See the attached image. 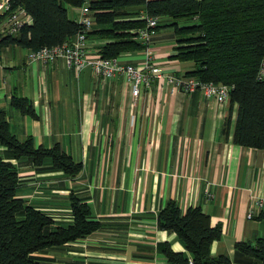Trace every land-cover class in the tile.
I'll return each mask as SVG.
<instances>
[{
  "label": "crops",
  "instance_id": "crops-1",
  "mask_svg": "<svg viewBox=\"0 0 264 264\" xmlns=\"http://www.w3.org/2000/svg\"><path fill=\"white\" fill-rule=\"evenodd\" d=\"M77 8L68 7L70 18H77ZM184 37L173 26L156 29L149 46L153 64L178 74L192 70V61L174 57ZM105 42L88 37L86 55L100 56ZM29 51L0 46V108L9 129L20 140L32 137L35 146L59 143L82 169L72 177L54 170L49 158L40 167L13 160L17 195L62 227L73 223L74 195L100 222L85 237L34 255L47 264H169L163 244L185 252L174 232L157 226L159 211L172 200L182 212L199 207L212 226L220 225L212 254L240 264L235 243L264 237L259 212L246 216L252 195L264 197V149L232 141L237 104L228 100L219 110L197 91L157 79L133 96L121 75L104 80L89 66L75 73L62 58L30 62ZM142 58L143 49L119 57L123 64ZM13 95L30 99L36 117L14 108Z\"/></svg>",
  "mask_w": 264,
  "mask_h": 264
},
{
  "label": "trees",
  "instance_id": "trees-1",
  "mask_svg": "<svg viewBox=\"0 0 264 264\" xmlns=\"http://www.w3.org/2000/svg\"><path fill=\"white\" fill-rule=\"evenodd\" d=\"M31 17L16 34H0V46L17 44L36 50L70 41L80 24L68 16V7L82 6L85 0H10ZM93 25L87 38L105 39L100 56L116 57L143 49L132 30L145 25V15L159 16L158 24L173 26L181 46L175 58L192 61L185 72L203 81L231 85L229 104H237L232 141L242 146L264 149V78L257 72L264 58V0H88ZM2 17V16H1ZM185 21L187 24H180ZM163 23V21H162ZM11 105L23 114L36 117L30 99L13 95ZM0 264H47L34 253L75 241L99 228L90 206L70 195L73 223L56 226L51 216L17 195L18 172L13 160H28L34 166L50 159L54 170L75 176L82 163L65 153L60 144L35 146L32 137L18 139L9 129L7 114L0 108ZM264 218V211L259 216ZM161 230L174 232L185 252L163 244L169 264H231L227 254L214 255L213 241L221 238L220 225L199 207L182 212L174 201L157 215ZM235 253L240 264H264V237L238 241Z\"/></svg>",
  "mask_w": 264,
  "mask_h": 264
},
{
  "label": "built area",
  "instance_id": "built-area-1",
  "mask_svg": "<svg viewBox=\"0 0 264 264\" xmlns=\"http://www.w3.org/2000/svg\"><path fill=\"white\" fill-rule=\"evenodd\" d=\"M77 10L78 16L75 20L80 24V29L74 37L58 45L42 46L36 50H30L27 53L28 61L49 62L62 58L75 73L89 66L95 76L104 80L121 75L126 84L131 87L133 96H137L142 88H149L152 81L157 79L186 93L197 91L201 96L212 100L219 110L228 102L231 85L199 80L196 77L178 74L153 64L149 49L151 36L155 33L158 24L166 22L159 16L145 15V25L132 30L135 33L134 38L144 46L143 58L135 64H123L119 59L121 54L111 58L86 55L87 34L91 31L94 22L93 11L88 7V0H85ZM0 15L3 16L0 26L2 35L16 34L24 24L30 21V15L19 6L12 8L10 0H0ZM257 77L264 78V58L260 62ZM262 211H264V197L253 194L252 204L246 214L247 218H252L257 212L260 214Z\"/></svg>",
  "mask_w": 264,
  "mask_h": 264
},
{
  "label": "rangeland",
  "instance_id": "rangeland-1",
  "mask_svg": "<svg viewBox=\"0 0 264 264\" xmlns=\"http://www.w3.org/2000/svg\"><path fill=\"white\" fill-rule=\"evenodd\" d=\"M69 17H71V14L69 13ZM162 27H166V26H162Z\"/></svg>",
  "mask_w": 264,
  "mask_h": 264
},
{
  "label": "bare ground",
  "instance_id": "bare-ground-1",
  "mask_svg": "<svg viewBox=\"0 0 264 264\" xmlns=\"http://www.w3.org/2000/svg\"><path fill=\"white\" fill-rule=\"evenodd\" d=\"M258 73V72H257Z\"/></svg>",
  "mask_w": 264,
  "mask_h": 264
}]
</instances>
